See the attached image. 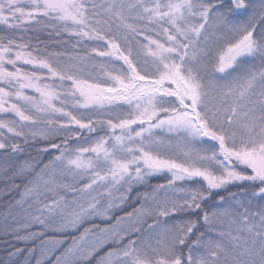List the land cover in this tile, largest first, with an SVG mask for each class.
I'll return each instance as SVG.
<instances>
[{"label":"snow or ice","instance_id":"1","mask_svg":"<svg viewBox=\"0 0 264 264\" xmlns=\"http://www.w3.org/2000/svg\"><path fill=\"white\" fill-rule=\"evenodd\" d=\"M0 264H264V0H0Z\"/></svg>","mask_w":264,"mask_h":264}]
</instances>
